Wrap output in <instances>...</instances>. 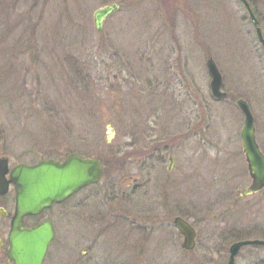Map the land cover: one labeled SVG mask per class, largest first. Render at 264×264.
Listing matches in <instances>:
<instances>
[{
  "label": "rangeland",
  "instance_id": "rangeland-1",
  "mask_svg": "<svg viewBox=\"0 0 264 264\" xmlns=\"http://www.w3.org/2000/svg\"><path fill=\"white\" fill-rule=\"evenodd\" d=\"M248 1L264 34V0ZM113 4L120 9L98 32L95 12ZM39 5L49 44L35 48L47 64L25 60L22 93L1 89L0 158L11 167L71 154L113 159L98 185L45 212L60 228L45 264H227L240 237L264 240V190L243 196L251 178L236 105L249 104L264 152V50L239 0ZM210 58L226 100L211 95ZM155 148L166 151L162 164L149 159ZM149 167L180 182L166 189L162 213L148 209ZM177 217L197 232L192 251L182 248ZM236 264H264V247H244Z\"/></svg>",
  "mask_w": 264,
  "mask_h": 264
},
{
  "label": "water",
  "instance_id": "water-1",
  "mask_svg": "<svg viewBox=\"0 0 264 264\" xmlns=\"http://www.w3.org/2000/svg\"><path fill=\"white\" fill-rule=\"evenodd\" d=\"M249 13L258 41L264 49V35L259 20L247 0H240ZM113 4L97 10L94 14L95 27L103 30L105 20L119 10ZM206 67L211 78L212 96L218 100L227 99L223 91V76L214 61L210 58ZM236 105L244 116L241 132L243 153L251 178L250 185L243 196H250L264 190V154L256 139L255 118L249 104L238 99ZM104 173L103 164L94 158H83L71 154L64 161L43 160L35 165L19 164L9 170V158H0V195L6 194L11 184L16 191V210L11 223L8 255L13 264H44L49 248L55 239V232L50 221L25 228L23 219L38 216L54 204L64 202L84 187L98 183ZM9 176V178H8ZM174 225L183 237L182 248L192 251L196 247L197 232L186 220L177 217ZM264 247V240H244L234 243L229 249L227 264H236V259L244 247Z\"/></svg>",
  "mask_w": 264,
  "mask_h": 264
},
{
  "label": "trees",
  "instance_id": "trees-1",
  "mask_svg": "<svg viewBox=\"0 0 264 264\" xmlns=\"http://www.w3.org/2000/svg\"><path fill=\"white\" fill-rule=\"evenodd\" d=\"M41 1L0 0V91L1 89L12 91L16 88L20 92L19 84L26 85L28 83L25 82L26 78L20 76L21 63L25 60L31 59L37 68L47 64L40 54L41 52L39 53L35 48L36 46L44 48V45L49 44L47 32L45 31L43 36L42 33H38L43 23L45 25L44 29L48 28L47 19L39 18V12H41L39 4ZM250 4L254 8L259 21L262 22L260 10L255 9L253 2L250 1ZM42 9L44 11V7ZM26 74L28 76V72ZM7 84H9L8 87ZM20 93L18 94L20 95ZM100 160L103 161L107 173L110 167L109 164H113V159L100 158ZM244 240H246L245 237L237 239V241Z\"/></svg>",
  "mask_w": 264,
  "mask_h": 264
},
{
  "label": "flooded vegetation",
  "instance_id": "flooded-vegetation-1",
  "mask_svg": "<svg viewBox=\"0 0 264 264\" xmlns=\"http://www.w3.org/2000/svg\"><path fill=\"white\" fill-rule=\"evenodd\" d=\"M165 156H166V151H163L162 148H155L151 150V155L149 156V159H151V157L154 159L156 158V160L159 161L160 164H162L163 162H165ZM46 160H54V159L48 158ZM57 161H62V160H57ZM173 164H174L173 156L170 155L169 156V167H168L169 171L172 169ZM9 167H10V170H12L15 166L11 167L10 161H9ZM148 170L149 172L145 175L146 177L145 187L147 191L146 200H149L150 202L148 205V209H150L149 210L150 212L155 211V210L160 213L165 212L166 206L163 203L165 191L166 189L168 190V186L171 185L173 181L176 182L177 179H172L169 175L163 174V172L158 176L155 174L153 175L152 172L154 171V167ZM178 184L180 185V182H178L177 180L176 185ZM111 185H115V183L113 182ZM93 186H89V187L82 189L80 192L73 195L72 197L67 199L65 202L54 205L51 207V209L44 211L40 216H38V218H41L40 221H37V222L32 221V220H35L34 218H37V217H25L23 219V225L25 226V228L30 229V228H33V227H36L42 224L45 221H50L53 225V229L55 232V239L51 245V248H52V246L55 244L58 238V235L60 234V228L58 227V223H56L53 220V218H49L45 220L43 219L45 212L54 210L56 208L63 207L65 203L72 200L73 198L78 196L80 193H82L83 191ZM153 198L157 199L158 201L160 200L157 207L152 203ZM80 201L84 205L88 201V198L85 196V198H83V200L81 199ZM15 210H16V191H15L14 185L11 184L9 186L8 192L6 194L0 195V264H13V262L9 258L8 250H9V235H10V230H11V223H12L13 216L15 214ZM154 217L157 218V216H154ZM158 218L162 219V216ZM28 220L29 221L31 220L32 223H29Z\"/></svg>",
  "mask_w": 264,
  "mask_h": 264
}]
</instances>
